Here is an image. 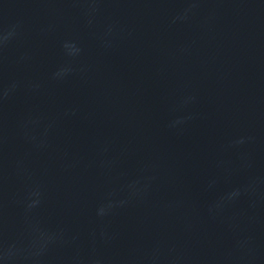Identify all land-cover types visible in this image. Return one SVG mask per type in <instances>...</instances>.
I'll list each match as a JSON object with an SVG mask.
<instances>
[{
    "label": "water",
    "instance_id": "water-1",
    "mask_svg": "<svg viewBox=\"0 0 264 264\" xmlns=\"http://www.w3.org/2000/svg\"><path fill=\"white\" fill-rule=\"evenodd\" d=\"M188 2L100 0L89 24L82 0H0V29L20 25L0 63V85L20 83L0 107L4 240L26 241L30 219L69 241L43 264L75 256L146 264L156 248L164 264L173 256L180 264H235L241 255L264 264V195L255 207L244 196L208 210L251 177L264 194V0H198L186 21L173 22ZM66 40L82 48L79 57L64 55ZM65 64L73 72L54 80ZM187 97L195 100L185 105ZM29 117L41 120L37 133L52 124L46 147L25 140ZM242 136L252 139L230 146ZM144 175L156 179L143 199L96 215L107 199H127V185ZM36 187L41 203L26 218Z\"/></svg>",
    "mask_w": 264,
    "mask_h": 264
},
{
    "label": "clouds",
    "instance_id": "clouds-1",
    "mask_svg": "<svg viewBox=\"0 0 264 264\" xmlns=\"http://www.w3.org/2000/svg\"><path fill=\"white\" fill-rule=\"evenodd\" d=\"M85 5L83 8V13L87 17L88 23L92 24L96 14L100 11L99 4L100 0H82ZM198 0H189L188 6L185 7L180 14L174 17V21H186L191 14L194 13L197 8ZM20 25L14 24L9 26L7 29H0V63L3 61V52L19 36ZM114 26L109 25L105 30V47H110L111 42L107 39L113 34ZM62 48L64 50V55L75 59L82 53V48L77 44V42L72 40H66L62 43ZM21 59H26L21 57ZM73 72V68L70 64H65L57 68L52 74V78L57 81H63L68 75ZM20 87L18 81H11L7 85H0V107L10 99V97L16 92ZM32 89H37L38 84L30 85ZM195 100V97H187L183 100V104ZM66 115H75V110H71ZM192 119L191 115L179 117L170 122V128H179L184 125L188 120ZM41 126V120L39 118L29 117L21 124V130L23 132L26 141L31 143L35 148H44L47 146V134L52 124L49 123L43 127V130L39 133L36 132ZM252 137H239L231 141V147H239L244 145L246 142L250 141ZM4 143V137L0 135V147ZM103 151H107L104 148ZM104 167H111L112 161L102 162ZM244 167H251V164L245 162ZM18 171H22L20 165H18ZM156 177L152 175H144L127 185L128 198L114 200L112 198L107 199L105 202L101 203L96 209V215L103 219L113 214L116 208H122L126 206L132 199H143L152 184V181ZM215 181L209 184L211 187ZM260 181L256 177H251L247 184L238 185L233 187L227 193L221 195L217 201H215L209 207V213L215 214L218 211L223 210L225 207L234 205L239 201L241 197L248 196L251 201V206H256V197L261 194L259 191ZM111 195V194H110ZM41 203V192L38 187L33 188L25 200V214L26 218L32 212L33 209L39 207ZM26 231L28 232V239L7 241L3 239L4 234V222L2 213H0V264H43L44 258L48 255L49 251L53 247L63 246L69 241L65 239V234L62 230L60 231H48L41 228L38 224L32 223L30 219L27 220ZM100 238L107 241L110 239L108 234L101 231ZM75 239V238H73ZM247 240L237 241L238 249H245L247 246ZM162 254L159 248L153 250V252L147 257L146 264H164L162 261ZM69 264H104V261L99 257H91L88 260H83L79 256L71 258ZM166 264H180L179 257H169ZM235 264H251L246 255H241L235 261Z\"/></svg>",
    "mask_w": 264,
    "mask_h": 264
}]
</instances>
